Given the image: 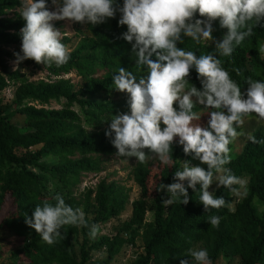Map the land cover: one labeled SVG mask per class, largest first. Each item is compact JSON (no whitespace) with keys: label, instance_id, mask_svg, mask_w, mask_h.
<instances>
[{"label":"trees","instance_id":"obj_1","mask_svg":"<svg viewBox=\"0 0 264 264\" xmlns=\"http://www.w3.org/2000/svg\"><path fill=\"white\" fill-rule=\"evenodd\" d=\"M46 2L49 7L51 0ZM20 5V0H0V93L7 86L13 87L9 101L3 102L0 96V229H5L6 235L0 253H6L14 264H109L123 246L133 245L138 238L142 251L131 264H180L181 259L194 264L188 255L193 248L206 249L212 264H264V134L258 130L239 153H229L230 163L224 166L239 179L247 177L245 193L239 201L235 202L230 188L217 186L213 195L223 196L225 206L205 211L199 201L200 186L197 184L194 191L184 181L188 204L162 203L169 194L158 189L162 184L175 182L174 173L183 170L182 160L194 158L183 152L176 137L167 164L158 159L154 172L149 164L138 161L132 168L131 179L139 194L129 201V217L121 221L114 234L90 237L92 225L121 215L128 194L119 185L104 181L84 188L78 199L72 196L70 188L77 183L79 173L97 172L96 160L91 155H116L112 137L106 136L105 131L113 115L130 114V110L111 104L108 96L112 92L129 100L126 92L114 88L112 76L120 67L133 72L137 79L147 74L137 69L132 44L121 36L127 26H118L119 12L104 23H75L80 40L70 50L66 65L49 67L27 59L20 61L21 69H10L5 60L15 58L14 53L22 55L20 29L25 21L20 13L11 17L6 13ZM196 18H200L198 13ZM213 28L214 41L222 39L227 31L218 20L213 22ZM66 41L61 38L63 44ZM214 41L197 44L184 37L178 46L197 56L217 55L242 93L248 79L264 82V58L259 51L264 45V20L254 24L253 35L235 46L230 57L220 56ZM95 69L102 71V75L91 77ZM35 70L44 71L45 80H29ZM71 71L83 80L78 89H73L70 79L60 77ZM188 79L190 85L202 87L194 68L190 69ZM95 93H104L105 99L99 100ZM50 101L59 108L46 107ZM212 110L201 109L199 104L193 108L195 113L201 111L204 115ZM13 117L19 123L11 122ZM102 125L105 127L100 129ZM46 157L49 162L44 161ZM203 168L207 169V165ZM232 188L237 189L238 185ZM58 193L67 205L84 211L89 227L64 226L59 230L61 237L49 245L26 224L25 218L31 217L35 206H42L45 201L54 205L53 197ZM149 200L152 219L145 221ZM253 201L262 206L259 214ZM212 216L220 217L218 227L211 225ZM98 250L104 252L100 260L92 257Z\"/></svg>","mask_w":264,"mask_h":264},{"label":"clouds","instance_id":"obj_2","mask_svg":"<svg viewBox=\"0 0 264 264\" xmlns=\"http://www.w3.org/2000/svg\"><path fill=\"white\" fill-rule=\"evenodd\" d=\"M51 4L54 10H49L46 0L24 3L20 12L25 21L20 29L22 55L14 53L13 70L18 62L27 59L49 67L68 63L70 51L51 21L96 25L115 18L119 12L118 26H127L121 36L132 44L137 69L147 75L137 79L133 72L120 67L112 76L114 88L129 95L130 114L113 115L105 135L112 137L120 157H135L145 163L152 153L165 164L171 158L174 138L178 137L183 152L199 159L207 169L184 161L183 170L174 173L175 182L158 189L169 194L162 203L188 204L187 188L195 191L198 184L199 201L205 211L225 206L223 196L214 197L209 187L216 181L218 187L236 191L232 186L240 180L224 167L231 160L228 146L238 136L236 127L243 124L244 117L256 114L264 119V82L248 79L242 93L217 55L197 56L178 44L184 37L197 44L214 41L213 22L218 20L227 31L222 39L214 41L215 49L220 56L230 57L235 46L253 35L254 24L264 20V0H123L122 4L118 0H51ZM197 13L200 18H196ZM259 51L264 54V45ZM193 68L201 88L189 84ZM196 104L213 109L208 113L206 127L193 124L200 119L193 111ZM53 199L54 205L45 201L25 218L26 224L49 245L61 237L59 230L64 226L89 227L81 208L67 205L59 193ZM209 221L218 227L220 217L212 216ZM97 232L98 226L92 225L90 237L95 238ZM188 255L194 264H212L206 249H190ZM180 264L189 261L181 259Z\"/></svg>","mask_w":264,"mask_h":264},{"label":"rangeland","instance_id":"obj_3","mask_svg":"<svg viewBox=\"0 0 264 264\" xmlns=\"http://www.w3.org/2000/svg\"><path fill=\"white\" fill-rule=\"evenodd\" d=\"M21 5L19 7L14 8L6 13L7 17H11L13 13H20L22 11L23 5L26 0H20ZM49 10H54V6L51 4ZM54 28L60 31L61 38H66L67 41L64 43L65 46L70 50L74 48V46L79 42L80 37L76 31L77 25L75 23L69 22L68 20H58V21H51ZM261 57L264 58V54L261 53ZM16 62L15 58H7L5 63L9 66L10 69H13V64ZM16 69H21V64L18 62V66ZM102 71L99 69H95V72L92 74L91 77H99L102 75ZM62 78L70 79V82L73 85V89H78L82 86L83 80H81L73 71L61 75ZM39 79L45 80V72L42 70H35L31 75H29V80L36 81ZM12 90L13 87L7 86L5 87L0 96L3 102L9 101L12 98ZM95 97L99 98V100H103L104 93H95ZM111 104H118V107L122 108L126 106L127 110H130V103L129 100L122 99V95L119 92H112L109 96ZM38 106V105H36ZM48 108L57 109L59 105L54 101H50L48 105H45ZM199 108L206 109L205 107L199 105ZM200 119L194 120L193 124L206 127L207 121L209 119L208 115H204L201 111L196 113ZM11 122H18L17 117H13L10 119ZM86 129H91L90 127L84 126ZM105 125H102L100 129H103ZM164 125L161 123V128ZM239 130L238 136L230 143V155H236L240 152L242 147L250 140L254 131L258 130L264 134V120L260 119L258 116L255 115H248L244 117V122L242 125L236 127ZM91 158L96 160V166L98 168L97 172H82L79 173L78 181L75 185L70 188L72 196L75 198H81V194L84 188H92L98 181H104L105 184L107 183H114L122 187V189L128 194V203L126 204L125 210L121 213L120 216L116 218H112L106 221L103 224L97 225L98 232L95 238L101 235L110 236L114 234L115 229L121 223L122 220L127 219L129 217V201L131 199L137 198L139 194L138 187L134 184L131 179V170L134 167L135 163L137 162L136 159L132 157H120L118 155H91ZM74 158H77L75 156ZM158 157L151 155L149 159L145 162L151 166L152 171H157L158 166L156 162L158 161ZM45 162H49L50 159L48 157L44 158ZM184 161H188L190 166H200L203 167L204 164L197 158H193L190 160H182L181 164L183 167ZM33 171V169H31ZM240 183H238V188L235 192H233V198H235V202L239 201L245 193L247 177L243 176L240 179ZM47 185V184H46ZM217 187V182L214 181L210 187L209 191L213 192V190ZM253 206L255 207L256 212L259 214L262 210L261 204L257 203V201H253ZM152 202L149 200L146 206V211L144 214V220L149 221L152 219ZM5 229H0V248L4 244V238H6ZM3 238V239H2ZM196 248H193L195 250ZM142 251V244L140 239H135L133 245H126L123 246L120 252L115 256L114 260L109 264H131L132 261L137 257V255ZM6 253L1 251L0 253V264H14L12 259H9ZM94 259L100 260L104 257V252L98 250L92 254ZM221 261V260H218ZM234 261V260H233Z\"/></svg>","mask_w":264,"mask_h":264}]
</instances>
